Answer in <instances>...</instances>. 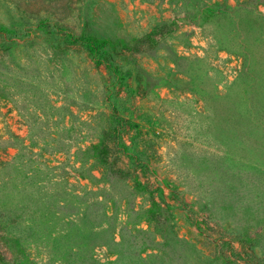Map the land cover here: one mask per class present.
<instances>
[{
    "label": "rangeland",
    "instance_id": "374dc122",
    "mask_svg": "<svg viewBox=\"0 0 264 264\" xmlns=\"http://www.w3.org/2000/svg\"><path fill=\"white\" fill-rule=\"evenodd\" d=\"M0 264H264V0H0Z\"/></svg>",
    "mask_w": 264,
    "mask_h": 264
},
{
    "label": "trees",
    "instance_id": "16d2710c",
    "mask_svg": "<svg viewBox=\"0 0 264 264\" xmlns=\"http://www.w3.org/2000/svg\"><path fill=\"white\" fill-rule=\"evenodd\" d=\"M66 39L70 45H79L92 56H102L104 48L107 45L106 41H100L91 37L74 38L73 36L68 35L66 36Z\"/></svg>",
    "mask_w": 264,
    "mask_h": 264
}]
</instances>
